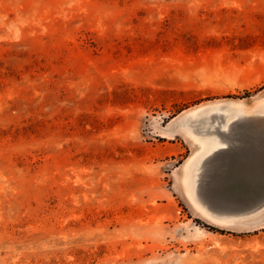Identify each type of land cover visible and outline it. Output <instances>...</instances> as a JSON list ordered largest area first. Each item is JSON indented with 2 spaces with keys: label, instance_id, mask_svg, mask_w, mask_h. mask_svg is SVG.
<instances>
[{
  "label": "rangeland",
  "instance_id": "obj_1",
  "mask_svg": "<svg viewBox=\"0 0 264 264\" xmlns=\"http://www.w3.org/2000/svg\"><path fill=\"white\" fill-rule=\"evenodd\" d=\"M0 264H264V0H0Z\"/></svg>",
  "mask_w": 264,
  "mask_h": 264
},
{
  "label": "bare ground",
  "instance_id": "obj_2",
  "mask_svg": "<svg viewBox=\"0 0 264 264\" xmlns=\"http://www.w3.org/2000/svg\"><path fill=\"white\" fill-rule=\"evenodd\" d=\"M209 144H212V147L207 149V152H205V154H201L198 156V158L196 159L195 163V168H197V166L202 162L204 156L210 154L211 152H213L214 150H216L217 148L223 147L225 146V143L216 139H211L209 141H205V146H208ZM192 161V160H191ZM202 208H204V211L206 212V214L211 215L213 218L216 216L213 215V213H211L209 210L205 209V207L203 205Z\"/></svg>",
  "mask_w": 264,
  "mask_h": 264
},
{
  "label": "crops",
  "instance_id": "obj_3",
  "mask_svg": "<svg viewBox=\"0 0 264 264\" xmlns=\"http://www.w3.org/2000/svg\"><path fill=\"white\" fill-rule=\"evenodd\" d=\"M223 147H225V146H223ZM215 151V150H214ZM211 154V153H210ZM210 154L209 155H207L206 157H209L210 156ZM239 161H240V159H239Z\"/></svg>",
  "mask_w": 264,
  "mask_h": 264
}]
</instances>
